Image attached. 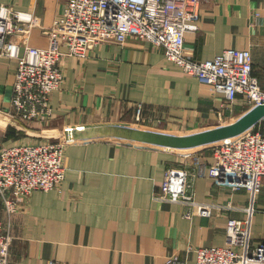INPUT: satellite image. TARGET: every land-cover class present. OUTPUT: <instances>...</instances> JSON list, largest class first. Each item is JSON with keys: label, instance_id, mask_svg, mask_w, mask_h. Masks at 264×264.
I'll list each match as a JSON object with an SVG mask.
<instances>
[{"label": "crops", "instance_id": "obj_1", "mask_svg": "<svg viewBox=\"0 0 264 264\" xmlns=\"http://www.w3.org/2000/svg\"><path fill=\"white\" fill-rule=\"evenodd\" d=\"M65 1L0 3L30 13L36 25L28 44L46 47L45 30ZM184 44L197 61L226 48L248 49L253 75L264 84V0H201L197 29L185 33ZM61 66L51 116L19 125L7 114L17 60L0 52V148L56 142L67 127L74 140L65 147L58 188L31 193L11 214L0 195V224L12 237L9 264H165L174 254L195 264L198 249L225 245L226 220L245 219L250 207L252 245L264 241V193L252 203L244 189L195 175L198 164L214 162L213 143L174 148L155 141L229 126L252 110L245 100L227 105L160 48L133 37L98 44L86 59L66 57ZM170 167L189 173L186 194L211 205L210 216L186 219L188 204L155 199Z\"/></svg>", "mask_w": 264, "mask_h": 264}, {"label": "built area", "instance_id": "obj_2", "mask_svg": "<svg viewBox=\"0 0 264 264\" xmlns=\"http://www.w3.org/2000/svg\"><path fill=\"white\" fill-rule=\"evenodd\" d=\"M201 0H66L60 15L45 30L46 47L28 44L36 25L28 12L0 3V52L17 60L12 97L7 111L19 125L44 122L51 116L50 95L63 81L61 61L66 57L86 59L98 44H123L138 38L160 48L167 60L184 74L209 85L232 106L240 98L250 109L264 106V84L253 75L248 49L226 48L212 59L197 61L185 47V33L197 29ZM15 38V39H14ZM23 46L22 53L19 52ZM56 142L18 143L0 148V195L8 214L16 203L35 191L58 188L66 173L65 147L74 142L71 128ZM214 162L200 163L195 175H207L216 184L233 191L246 190L253 203L264 193V115L240 135L214 142ZM189 173L170 167L165 171L157 200L188 204L183 217H207L212 206L195 202L186 194ZM6 192L10 198L5 197ZM252 207L243 220L228 218L225 245L200 248L195 264H264V241L252 245ZM12 237L0 224V264H9ZM165 264H185L177 255Z\"/></svg>", "mask_w": 264, "mask_h": 264}, {"label": "water", "instance_id": "obj_3", "mask_svg": "<svg viewBox=\"0 0 264 264\" xmlns=\"http://www.w3.org/2000/svg\"><path fill=\"white\" fill-rule=\"evenodd\" d=\"M264 115V106L253 108L248 113L241 116L231 125L223 126L212 131L201 132L185 138L159 137V141H164L169 147H195L221 141L241 133L246 127L252 126Z\"/></svg>", "mask_w": 264, "mask_h": 264}, {"label": "rangeland", "instance_id": "obj_4", "mask_svg": "<svg viewBox=\"0 0 264 264\" xmlns=\"http://www.w3.org/2000/svg\"><path fill=\"white\" fill-rule=\"evenodd\" d=\"M256 108V107H255ZM251 127V126H250ZM250 127H246V129H244L241 133H239V134H237V135H240V134H242L244 131H246L247 129H249ZM144 130H146V129H142V132L144 131ZM150 132H153L152 130H149ZM149 131H147V132H149ZM150 135H153L152 133H149ZM236 136V135H235ZM150 137H153V136H150ZM156 137V139H158V141L155 139V141H156V144H158V145H165V142L163 141H159V137H157V136H155ZM226 139H228V138H226ZM223 140H225V139H223Z\"/></svg>", "mask_w": 264, "mask_h": 264}]
</instances>
